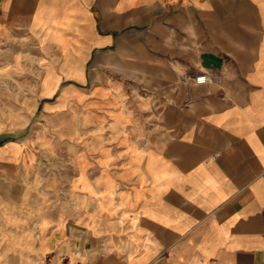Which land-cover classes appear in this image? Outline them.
<instances>
[{
    "label": "crops",
    "instance_id": "1",
    "mask_svg": "<svg viewBox=\"0 0 264 264\" xmlns=\"http://www.w3.org/2000/svg\"><path fill=\"white\" fill-rule=\"evenodd\" d=\"M1 52L46 124L0 131V264H264V0H0Z\"/></svg>",
    "mask_w": 264,
    "mask_h": 264
},
{
    "label": "rangeland",
    "instance_id": "2",
    "mask_svg": "<svg viewBox=\"0 0 264 264\" xmlns=\"http://www.w3.org/2000/svg\"><path fill=\"white\" fill-rule=\"evenodd\" d=\"M10 56L11 54L5 52L0 53V65L4 64V67L0 68V131L6 133L7 130H12L13 132H10V135L15 138H24L32 128L42 123L43 125L46 124L40 108L33 114V106L28 101L29 96H33L38 90L35 81L38 79L39 69H35V64L38 63L40 58L39 55L34 53L20 55L24 57V59L21 58L20 64L27 65L30 63L32 69L25 70L24 67L8 69L7 67L10 65H6V63L11 61ZM47 73L48 71L46 76ZM28 76L32 78V85L23 82ZM45 81L46 79H44ZM69 110L65 107L63 113L65 114ZM8 116H10V119ZM28 118H30L29 121ZM26 123L28 125L24 127L23 124ZM19 126L23 127L20 128ZM31 150L33 153L29 154V157H32V162L36 164V166L31 167L33 174L54 176L71 172L73 150L67 140H63L57 147L53 145L52 149L35 150L33 148ZM51 200H54V198ZM51 200L49 199V201Z\"/></svg>",
    "mask_w": 264,
    "mask_h": 264
},
{
    "label": "built area",
    "instance_id": "3",
    "mask_svg": "<svg viewBox=\"0 0 264 264\" xmlns=\"http://www.w3.org/2000/svg\"><path fill=\"white\" fill-rule=\"evenodd\" d=\"M208 80V76L206 74H199L194 78V81L197 83H204Z\"/></svg>",
    "mask_w": 264,
    "mask_h": 264
}]
</instances>
